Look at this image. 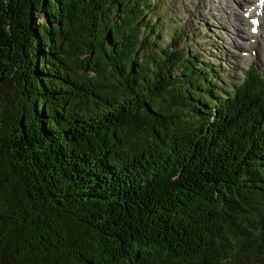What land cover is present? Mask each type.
Returning <instances> with one entry per match:
<instances>
[{
	"label": "trees",
	"instance_id": "16d2710c",
	"mask_svg": "<svg viewBox=\"0 0 264 264\" xmlns=\"http://www.w3.org/2000/svg\"><path fill=\"white\" fill-rule=\"evenodd\" d=\"M161 4L0 0V264H264V75Z\"/></svg>",
	"mask_w": 264,
	"mask_h": 264
},
{
	"label": "rangeland",
	"instance_id": "374dc122",
	"mask_svg": "<svg viewBox=\"0 0 264 264\" xmlns=\"http://www.w3.org/2000/svg\"><path fill=\"white\" fill-rule=\"evenodd\" d=\"M161 1L155 17L162 42L172 43L182 35L177 49L197 51L204 62L218 65V75L229 89L245 79L250 64L264 75V0L148 3Z\"/></svg>",
	"mask_w": 264,
	"mask_h": 264
}]
</instances>
